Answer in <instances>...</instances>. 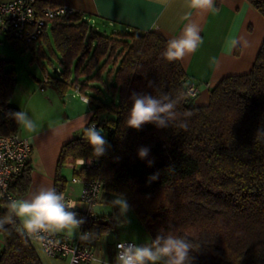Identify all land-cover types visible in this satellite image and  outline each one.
Masks as SVG:
<instances>
[{"label": "trees", "instance_id": "1", "mask_svg": "<svg viewBox=\"0 0 264 264\" xmlns=\"http://www.w3.org/2000/svg\"><path fill=\"white\" fill-rule=\"evenodd\" d=\"M247 1L264 16V0ZM50 30L52 42L43 36L50 54L40 48L34 57L58 64V74L41 65L46 84L60 95L75 84L83 93L89 89L85 96L93 113L86 125H95L108 142L105 154L96 157L99 169L82 166L73 176L97 177L102 192L123 194L151 239L165 228L193 241L199 246L191 253L193 264H264V137H255L264 128V42L250 71L223 77L211 88L209 102L195 105L188 93L191 80L179 60L163 58L167 40L159 33L135 29L106 35L78 12L52 21ZM7 64L0 58V135L20 129L9 115L20 110L10 104L16 80ZM133 92L168 93L178 100L179 113L192 115H181L166 128L127 127ZM184 120L187 127H178ZM83 135L82 128L61 147L53 183L60 193L68 185L61 168L95 157ZM141 147L150 149L144 159L138 156ZM156 173L159 178L149 181ZM30 182L27 161L10 190L23 195ZM7 203L0 198V216ZM73 211L85 221L82 233H92L89 246L115 227L112 214L85 218ZM0 264L42 263L30 240L12 228L11 235L0 234Z\"/></svg>", "mask_w": 264, "mask_h": 264}, {"label": "crops", "instance_id": "2", "mask_svg": "<svg viewBox=\"0 0 264 264\" xmlns=\"http://www.w3.org/2000/svg\"><path fill=\"white\" fill-rule=\"evenodd\" d=\"M8 1L12 0H0ZM41 1L73 7L84 18L94 20L96 29L106 35L115 31L137 29L157 32L168 41L173 36H179L186 24L197 25L203 43L194 53L179 60L191 84L198 86L199 92L193 97L195 105H206L209 102L211 88L223 77L250 71L264 42V16L247 0H216L215 6L218 11L215 12L189 10L184 6V0H173L169 6H165L161 0ZM50 29L51 25L45 35L49 41ZM230 37L238 39L239 43L229 51L226 40ZM46 38L28 49L24 43L11 39L0 31V58L8 61L5 70H13L16 80L10 104L20 111L27 112L37 125L33 133L27 132L21 126L19 129V133L28 138L32 145L28 159L31 166V182L27 192L18 195L16 199L28 198L40 186L53 187L62 145L75 137L89 122L93 113L92 105L85 96V93H90L89 89L83 93L75 84L70 86L64 95H60L34 74L38 81V84L35 83L33 74L28 73L23 62L25 55L30 52L31 59L34 60L36 51L45 48ZM54 69H57V72H54ZM59 70L55 66L53 73L58 74ZM102 115L100 119L105 118ZM70 163L61 168L64 176L68 169L72 172L74 170ZM81 189L80 182L70 181L64 193L78 200ZM110 196L111 194L107 195ZM51 231L61 239H83L81 227L71 236L67 232ZM106 236L101 235L91 246H89L91 240L84 239L88 242L85 246L94 254V259L86 264H112L115 261L114 243L118 240L139 243L137 239L129 236L122 239L118 237L108 239ZM30 242L42 264H69L68 256H49L37 241Z\"/></svg>", "mask_w": 264, "mask_h": 264}, {"label": "clouds", "instance_id": "3", "mask_svg": "<svg viewBox=\"0 0 264 264\" xmlns=\"http://www.w3.org/2000/svg\"><path fill=\"white\" fill-rule=\"evenodd\" d=\"M161 2L169 6L173 0H161ZM215 5L216 0H184V6L192 11L215 12L218 11ZM202 43L199 27L188 23L179 36H173L167 41L162 56L169 62L178 61L194 53ZM238 43V39L230 37L226 40V47L230 51ZM152 86L153 82L149 81V87ZM131 99L133 103L125 123L127 127L136 130L149 123L158 128H166L178 121L181 115L184 117L192 115L191 112L179 113L178 100L173 99L168 93L160 92L158 95H153L133 92ZM9 115L27 132L36 131L37 125L27 112L18 111ZM177 126L186 128V120L181 121ZM83 132V139L92 146L93 155L103 156L108 142L101 131L95 125L85 124ZM255 137H264V128L258 129ZM149 152L148 147H141L138 149V156L144 159ZM158 178L159 174L156 173L149 177V181H155ZM110 203L118 209L117 219L124 218L123 223H130L128 213L132 209L127 198L117 193L114 194ZM77 207L75 200L66 199L65 195L58 192L55 187L40 186L28 198L13 199L7 203V212L0 216V234L11 235V230L14 228L18 233L25 232L29 235L54 230L67 232L71 236L85 222L83 218H78L77 212L73 211ZM91 235V232H84L81 238L87 239ZM198 248L199 246H194L190 239L174 234L171 229L161 228L150 242L118 243L116 261L117 264H193L194 258L191 253L198 251Z\"/></svg>", "mask_w": 264, "mask_h": 264}, {"label": "built area", "instance_id": "4", "mask_svg": "<svg viewBox=\"0 0 264 264\" xmlns=\"http://www.w3.org/2000/svg\"><path fill=\"white\" fill-rule=\"evenodd\" d=\"M36 2L37 0L0 2V31L9 38L24 43L28 49L35 44L41 43L52 21L76 13V10L68 5L47 2L45 5L37 7ZM87 20L91 25H94V20ZM47 81L48 75H44L43 83ZM198 92L197 85L191 84L188 87V93L191 97H195ZM82 99L86 100L85 97H82ZM31 151L30 140L19 132L0 135V198L8 202L16 199L17 196L10 190V183L22 173ZM83 161L84 163H82ZM70 166L73 169L82 166L99 169L101 159L96 157L81 158L71 162ZM71 182H80L82 184L80 197L75 200L78 207L73 210L80 211L85 218L95 217V207L102 192V181L97 177L85 180L73 176ZM63 194L66 199L74 200L64 192ZM21 234L29 240L37 241L49 256H68L69 264H86L94 259L91 249L81 245L79 239H61L51 230L41 231L38 235H29L25 232H21ZM121 242L134 241L118 240L114 243L115 261L112 264H117L116 245Z\"/></svg>", "mask_w": 264, "mask_h": 264}, {"label": "rangeland", "instance_id": "5", "mask_svg": "<svg viewBox=\"0 0 264 264\" xmlns=\"http://www.w3.org/2000/svg\"><path fill=\"white\" fill-rule=\"evenodd\" d=\"M49 37L51 38V42H52V36H51V31H49ZM45 52L49 55L50 54V49L45 45L44 48ZM30 52H28L25 55L24 61L26 64V69L28 70V73L33 74L32 77L35 78V83L38 84L37 78L34 76V74L39 78V80H43L45 72L44 70H42L41 65H45L47 72L52 74L53 73V68L55 66H57V62L55 61L54 65L51 66L50 64H48L47 59L45 57H42L40 59V61L38 60H33L31 59V54H29ZM48 88V87H47ZM106 99L110 100L109 96L106 95ZM102 116H106V114L104 113ZM80 167H78L77 169H79ZM66 176L68 178V183H70L71 178L73 176L72 171L70 169H68L66 171ZM111 194L110 197H107V195ZM114 198V194L113 193H104L101 192V195L99 197L98 200V205H96L95 207V213L97 214H112V216L115 219V227L113 228V230H111L110 232L106 233V238L111 239L114 237H118L120 239L124 238V237H132L138 240V244H143L145 242H150V234L148 232V230H146L145 226L140 222V220L138 219L136 213L133 211V209L128 213V219L130 220V223H123V219L124 218H120V220L117 219V213H118V209L114 208L110 201ZM105 238V239H106ZM104 239V237L102 238V240Z\"/></svg>", "mask_w": 264, "mask_h": 264}, {"label": "water", "instance_id": "6", "mask_svg": "<svg viewBox=\"0 0 264 264\" xmlns=\"http://www.w3.org/2000/svg\"><path fill=\"white\" fill-rule=\"evenodd\" d=\"M54 72H57V69H54Z\"/></svg>", "mask_w": 264, "mask_h": 264}]
</instances>
